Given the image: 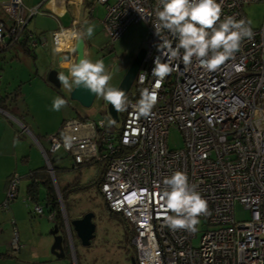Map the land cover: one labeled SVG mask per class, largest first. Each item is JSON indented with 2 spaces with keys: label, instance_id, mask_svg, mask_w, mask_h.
<instances>
[{
  "label": "built area",
  "instance_id": "obj_1",
  "mask_svg": "<svg viewBox=\"0 0 264 264\" xmlns=\"http://www.w3.org/2000/svg\"><path fill=\"white\" fill-rule=\"evenodd\" d=\"M95 2L104 7L102 23L112 41L130 25L146 26L145 54L133 81L136 97L129 99L116 131L106 129L103 120L94 124L68 120L48 136L47 150L38 144L49 175L53 170L48 155L60 149L72 156L76 167L90 159L105 162L99 192L108 210L131 224L135 264H264V25L251 28L252 37L245 38L240 49L214 71L204 69L195 58L189 65L173 59L174 71L157 89L153 114L145 118L135 107L141 90L155 85L151 75L155 58L169 59L157 45L167 39L175 47L177 40L166 30L161 40L155 34L157 0ZM217 2L221 20L231 16L246 21L243 6L264 0ZM24 10L20 0L2 5L12 28L6 31L0 20L1 43L21 32L37 14L36 8ZM29 36L32 49L47 43L43 35ZM50 38L56 48L61 32L51 33ZM143 73L147 78L141 82ZM171 126L182 136L179 150H169L166 144ZM22 131L28 132L24 127ZM66 138L70 147H65ZM176 171L184 172L207 201L208 212L199 217L202 234L197 246L193 245L197 231L171 230L164 223L160 194L166 187L164 179ZM19 181L16 174L8 177L0 209L9 208L16 199ZM56 195L60 206L58 190ZM236 203L248 212L247 220H235ZM33 213L42 215V207L35 204ZM53 216L49 213V219ZM11 225V245L17 250L13 220Z\"/></svg>",
  "mask_w": 264,
  "mask_h": 264
},
{
  "label": "rangeland",
  "instance_id": "obj_2",
  "mask_svg": "<svg viewBox=\"0 0 264 264\" xmlns=\"http://www.w3.org/2000/svg\"><path fill=\"white\" fill-rule=\"evenodd\" d=\"M86 3H88L89 17L86 22H82L81 26L84 30L82 33L84 56L92 61L103 59L107 71L113 75L110 83L117 87L136 53L144 47L147 37L146 26L143 22L130 25L112 41L102 23L104 7L98 6L95 0H84V4ZM242 9L246 21L251 22V28L257 29L264 25V2L250 3L244 5ZM40 18L43 17L35 16L28 27L32 28L36 25ZM89 25H95L94 34L90 38L86 35V28ZM37 28H39L38 24ZM50 35L48 31L43 35L47 38V43H49ZM34 50L35 58L20 51L15 53V50L0 54V95L7 94L13 97L18 90V96L9 103L14 110L16 109L12 113L28 131H23L24 134L18 139H12L21 141L24 153L18 156L13 173L20 177L17 197L10 202L5 212L0 209V230H6L5 236H0V243L7 244V248H0V252L4 253V256H0V264H132L134 248L130 239L133 228L120 214L108 210L96 185L101 169L105 167L104 161L92 162L77 168L72 156L64 150L60 149L50 154L52 166L56 168V172H53L54 178L50 176V179L55 194L53 180L57 185L67 219L80 218L85 213L93 214L94 238L88 246H82L72 230H65L69 247L65 250L64 258H54L50 252L53 242L50 231L55 225L54 218L49 219V211L42 200L38 201L43 209V214L40 216L33 213L34 202L25 201L28 182L22 175L29 169L46 165V159L38 144L47 150L48 136L59 132L62 124L68 120L81 118L93 124L103 120L106 129L116 131L121 127L123 113H117V122L109 123L112 119L107 114L108 103L101 97L95 96L92 105L88 108L71 100L70 92L61 84L59 87H54L47 81L49 71L56 70L58 58L53 53L49 54L50 48L38 46ZM134 87L133 84L128 93L133 94ZM57 96L68 102L59 112L51 108ZM19 128L22 129L21 126ZM12 140L9 146L13 145ZM166 144L169 150H179L183 147L182 136L173 126L168 129ZM18 148L16 146V150ZM1 154L2 151H0V174L3 162L11 161L10 158L3 157ZM22 157L26 158L25 162H21ZM39 188V198H42L45 187L41 184ZM5 195L6 189L2 201ZM234 217L237 221L247 220L249 214L236 203ZM13 219L16 223L17 250L10 245L14 238L11 225ZM201 230L202 226L199 223L196 230L197 237L193 239L194 246L199 243ZM58 234H62V231L59 230Z\"/></svg>",
  "mask_w": 264,
  "mask_h": 264
},
{
  "label": "clouds",
  "instance_id": "obj_3",
  "mask_svg": "<svg viewBox=\"0 0 264 264\" xmlns=\"http://www.w3.org/2000/svg\"><path fill=\"white\" fill-rule=\"evenodd\" d=\"M157 5L156 20L153 23L155 34L161 40V33L166 30L176 38L177 43L173 47L171 41L163 39L157 45L158 51L169 59L161 61L160 56L155 58L151 72L155 85L151 90H141L135 107L137 114L145 118L153 114L152 110L158 100L157 89L174 71L171 63L173 59H182L185 65H189L195 58L204 69L214 71L240 49L245 38L253 35L250 21L236 20L231 16L221 20L222 9L217 0H157ZM94 30L95 25H89L86 28L87 37L90 38ZM61 67L67 72L58 74L64 89L71 92L73 87H84L101 97L115 111L128 110L129 99L123 89L111 85L113 75L107 71L103 59L92 61L84 56L78 62L65 60ZM146 78V73L139 76L141 82ZM67 103L66 99L57 96L51 108L59 112ZM70 146L71 141L66 138L65 147ZM163 184L166 187L160 194V200L164 223L171 230L195 232L200 223L199 217L208 212L207 201L197 191V186L189 183L188 176L182 171H176L165 178Z\"/></svg>",
  "mask_w": 264,
  "mask_h": 264
},
{
  "label": "crops",
  "instance_id": "obj_4",
  "mask_svg": "<svg viewBox=\"0 0 264 264\" xmlns=\"http://www.w3.org/2000/svg\"><path fill=\"white\" fill-rule=\"evenodd\" d=\"M22 5L24 6V11L26 12V9L36 8L37 14L33 15L28 19V22L26 24V28L28 27V24L31 22V20L37 16L40 15L43 18H40L37 21V24L33 25L32 28L28 29V32L33 35H44L45 32L48 31L49 34L53 32H61V38H60V44L59 46H56V48L51 43V38L49 40V43H46L44 48H50V53H53L56 58H58V61L56 62V70L60 72H65L64 68L61 67V64L65 60H71L73 59L70 57H65V52H70L72 49V44L74 40L77 37H82V33H84V30L82 29V22H86V19L89 17L88 11H87V4H84V0H20ZM8 0H0V20L6 24L7 27L12 26V22L2 11V5L7 3ZM45 2V3H44ZM44 3V5H43ZM42 8V10H41ZM105 13V12H104ZM26 14V13H25ZM7 18V20H5ZM103 21V20H102ZM38 29V30H37ZM7 31V30H6ZM67 34V36H66ZM48 42V41H47ZM48 44V46H47ZM12 50H15V53L21 52L25 54L20 47L14 46ZM35 51V50H34ZM30 56V55H29ZM33 57V56H32ZM35 58V53L34 57ZM67 74V72H65ZM16 110V109H15ZM14 107L11 105L9 107V111L6 114L3 112H0V151H2V156L10 158L11 161L3 162V166L1 169L0 174V204L3 199L4 191L6 189L7 179L8 177L13 174L15 171V166L17 163L18 156H22L24 146L21 145V141L19 140H12L14 138L18 139L20 135L24 134L22 129L19 128V126L23 127L21 122L15 117V115L12 112H15ZM17 125H16V124ZM20 131V133H18ZM18 134L16 137L15 135ZM33 138V137H32ZM11 140L13 145L9 146L11 144ZM10 143V144H9ZM20 143V144H18ZM21 145V146H20ZM16 146L19 147L16 150ZM26 158H21V162H25ZM38 168V167H37ZM29 169L27 170L22 176L27 179V174L30 172ZM20 178V177H19ZM28 182V180H27ZM28 184V183H27ZM26 195V192H25ZM11 210V208H10ZM4 211V210H2ZM5 212V211H4ZM62 215V214H61ZM54 218V216H53ZM14 221V219H13ZM15 222V221H14ZM64 227H65V221L63 220ZM16 225V223H15ZM1 227V226H0ZM65 230L67 231L66 227ZM6 230H0V236H5ZM72 239H73V233H72ZM78 240V239H77ZM12 241V240H11ZM11 245V242H10ZM0 248H7V244L0 243ZM1 250V249H0ZM8 252H6V255ZM0 256H4L3 252H0ZM55 258V257H54ZM59 259V258H56ZM62 259V258H61Z\"/></svg>",
  "mask_w": 264,
  "mask_h": 264
},
{
  "label": "water",
  "instance_id": "obj_5",
  "mask_svg": "<svg viewBox=\"0 0 264 264\" xmlns=\"http://www.w3.org/2000/svg\"><path fill=\"white\" fill-rule=\"evenodd\" d=\"M144 54L145 49L140 48L134 56L133 60L131 61L130 65L128 66L119 85L117 86L118 88L123 89L126 94L129 92L131 86L133 85L134 78L141 66ZM64 56L68 58L71 57L73 59V62H78L80 58L84 57L83 39L81 37H77L72 44L71 53L67 51L65 52ZM64 70L66 72V69ZM58 74V70H50L47 75V81L54 87H59L60 85V82L58 80ZM95 96V94H92L88 89L84 87H73L72 91L69 94L71 100L76 101L78 104L85 108H88L92 105ZM0 112H3L4 114L7 113L2 109H0ZM117 113L118 112L115 111V109L110 104H107V114L114 122L118 121ZM23 127L26 128L25 126ZM50 176L54 178L53 173H51ZM53 183L56 190H58L54 180ZM60 206L67 231L72 230L80 244L84 247L88 246L90 244L91 239L94 238L95 225L92 222L93 214L85 213L80 218L68 220L61 201ZM58 231L59 229L57 225H54L52 230L50 231V234L53 236V242L50 247V252L55 258L61 259L64 258L65 251L63 248V236L62 234H58ZM131 262L132 264H135L133 257H131Z\"/></svg>",
  "mask_w": 264,
  "mask_h": 264
},
{
  "label": "trees",
  "instance_id": "obj_6",
  "mask_svg": "<svg viewBox=\"0 0 264 264\" xmlns=\"http://www.w3.org/2000/svg\"><path fill=\"white\" fill-rule=\"evenodd\" d=\"M4 29L9 30L12 28V26L7 27L6 24H4ZM28 29L24 27L21 32H19L16 35H13V37L6 38L5 44L0 42V54L4 53L6 51L12 50L14 46L20 47V49L27 55H31L34 57V49H32L29 46L30 42V36H29ZM134 84V83H133ZM137 89L134 87V93L130 94L127 93L128 99H134L136 97ZM15 96H18V90H16V94L13 97H10L9 95H0V109L9 111V107L11 106L9 101H13L15 99ZM81 119V118H80ZM48 158L50 160V155H48ZM92 162H96L94 159H90L88 161H84L80 164H77V168H80L83 165H88ZM51 167L53 172H56V168L52 166V161L50 160ZM106 165V164H105ZM105 167L101 169V172L97 178L96 185L99 189V182L102 173L104 172ZM27 180L28 184L26 186V196L30 198V201L34 202V204H38L39 200H42V202L45 203V207L48 209L49 213H53L55 225H57L58 229L62 231L63 236V248L64 251L68 249V242L67 237L65 235V227L63 223V218L61 215V210L59 207L57 196L54 192V187L52 185L50 175L47 171L46 165L40 168H36L34 170H30V172L27 174ZM43 185L45 187L44 190V196L42 198H39V190L40 185ZM39 205V204H38Z\"/></svg>",
  "mask_w": 264,
  "mask_h": 264
},
{
  "label": "bare ground",
  "instance_id": "obj_7",
  "mask_svg": "<svg viewBox=\"0 0 264 264\" xmlns=\"http://www.w3.org/2000/svg\"><path fill=\"white\" fill-rule=\"evenodd\" d=\"M66 36H67V34H66ZM59 44H60V43H59ZM58 46H59V45H58ZM56 196H57V198H58L59 195H56Z\"/></svg>",
  "mask_w": 264,
  "mask_h": 264
},
{
  "label": "flooded vegetation",
  "instance_id": "obj_8",
  "mask_svg": "<svg viewBox=\"0 0 264 264\" xmlns=\"http://www.w3.org/2000/svg\"><path fill=\"white\" fill-rule=\"evenodd\" d=\"M73 55V54H72Z\"/></svg>",
  "mask_w": 264,
  "mask_h": 264
},
{
  "label": "snow or ice",
  "instance_id": "obj_9",
  "mask_svg": "<svg viewBox=\"0 0 264 264\" xmlns=\"http://www.w3.org/2000/svg\"><path fill=\"white\" fill-rule=\"evenodd\" d=\"M134 195V194H133Z\"/></svg>",
  "mask_w": 264,
  "mask_h": 264
}]
</instances>
